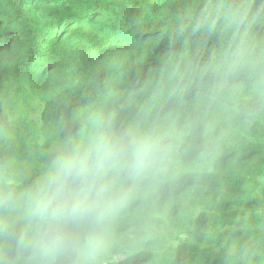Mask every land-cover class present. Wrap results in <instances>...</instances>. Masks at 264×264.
<instances>
[{
    "label": "trees",
    "instance_id": "1",
    "mask_svg": "<svg viewBox=\"0 0 264 264\" xmlns=\"http://www.w3.org/2000/svg\"><path fill=\"white\" fill-rule=\"evenodd\" d=\"M103 127L160 137L154 163L38 254L19 194ZM5 192L0 264H264V0H0Z\"/></svg>",
    "mask_w": 264,
    "mask_h": 264
},
{
    "label": "clouds",
    "instance_id": "2",
    "mask_svg": "<svg viewBox=\"0 0 264 264\" xmlns=\"http://www.w3.org/2000/svg\"><path fill=\"white\" fill-rule=\"evenodd\" d=\"M160 140L144 135L127 142L110 127H103L85 145L56 156L37 187L19 194L27 205V214L49 225L44 237L36 241V252L47 255L55 250L69 251L72 237L63 233V225L88 219L110 220L124 207L126 196L112 199L110 185L102 181L121 171L142 175L154 163ZM12 196L11 192L0 194V203ZM96 246L95 237H90L87 247Z\"/></svg>",
    "mask_w": 264,
    "mask_h": 264
}]
</instances>
